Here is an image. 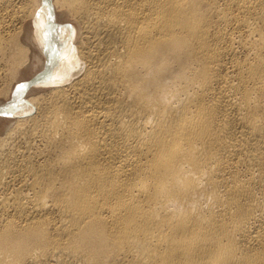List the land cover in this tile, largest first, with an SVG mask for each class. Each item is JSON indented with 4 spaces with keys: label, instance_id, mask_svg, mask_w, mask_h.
<instances>
[{
    "label": "bare ground",
    "instance_id": "obj_1",
    "mask_svg": "<svg viewBox=\"0 0 264 264\" xmlns=\"http://www.w3.org/2000/svg\"><path fill=\"white\" fill-rule=\"evenodd\" d=\"M1 97L0 264H264V0H0Z\"/></svg>",
    "mask_w": 264,
    "mask_h": 264
},
{
    "label": "rangeland",
    "instance_id": "obj_2",
    "mask_svg": "<svg viewBox=\"0 0 264 264\" xmlns=\"http://www.w3.org/2000/svg\"><path fill=\"white\" fill-rule=\"evenodd\" d=\"M34 71L35 70H32V71H28V72H26V73H24L22 76H23V78H29L30 76H32V74H34ZM5 98H3V97H1L0 98V100H4ZM2 123V121H0V124ZM0 126H2V125H0Z\"/></svg>",
    "mask_w": 264,
    "mask_h": 264
}]
</instances>
